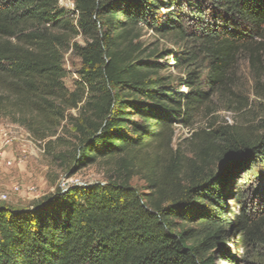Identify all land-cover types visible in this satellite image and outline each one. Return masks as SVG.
<instances>
[{"label": "trees", "instance_id": "trees-1", "mask_svg": "<svg viewBox=\"0 0 264 264\" xmlns=\"http://www.w3.org/2000/svg\"><path fill=\"white\" fill-rule=\"evenodd\" d=\"M72 1L73 10L60 0H0V115L53 137L78 109L70 176L99 163L110 172L103 183L57 189L30 208L0 205V264L229 259L231 235L241 231L246 246L261 209L242 204L231 219L239 171L255 176L251 204L264 200V120L251 132L209 125L185 140L186 152L173 142L176 126H192L228 91L240 53L257 60L264 0ZM144 29L172 49L145 47ZM68 50L82 61L73 93L64 85ZM135 177L144 191L132 186Z\"/></svg>", "mask_w": 264, "mask_h": 264}, {"label": "rangeland", "instance_id": "rangeland-1", "mask_svg": "<svg viewBox=\"0 0 264 264\" xmlns=\"http://www.w3.org/2000/svg\"><path fill=\"white\" fill-rule=\"evenodd\" d=\"M71 3L72 0H60V6L68 10L74 9ZM76 41L84 45L81 37ZM140 42L145 47L158 43L161 52L172 49L166 40L156 38L155 34L147 29L142 30ZM256 55L257 60L254 62L251 61L249 52H242L236 57L228 76V91L224 95L218 94L210 107L194 120L192 126H176L174 149L182 144L183 151H188L189 145L184 143L185 140L194 132L208 129L209 125L214 128L239 126L244 131L251 132L254 126L264 120V45ZM81 67L80 57L72 50L64 53V85L71 93L80 87L78 73ZM167 73L177 75L173 69ZM65 115L66 120L61 123L56 136L53 137H48L41 131L31 132L20 122L0 115V194L10 195L9 200L0 201V205L26 209L57 189L65 190L72 185L103 183L107 180L110 169L100 163L70 176L72 167L69 156L73 154L79 141L74 126L75 120H79L80 116L78 109L68 110ZM7 140L11 141L8 145ZM255 169L257 173L259 168ZM255 181L254 174L242 170L231 182L234 192V196L229 200L231 219H236L241 213L242 204L252 209L251 212L259 207L261 209L259 214L253 216V235L247 239V245L244 246V235L241 231L233 232L226 243L230 258L219 255L217 264H264V200L261 204H251L256 188ZM15 186L20 187V191L14 193L12 188ZM132 186L141 191L146 189V183L140 177L133 178ZM242 192L246 194V199L240 202L236 196Z\"/></svg>", "mask_w": 264, "mask_h": 264}, {"label": "built area", "instance_id": "built-area-1", "mask_svg": "<svg viewBox=\"0 0 264 264\" xmlns=\"http://www.w3.org/2000/svg\"><path fill=\"white\" fill-rule=\"evenodd\" d=\"M72 4V6H74V3H71ZM11 143V141H6V144L8 145V144H10ZM79 185V184H78ZM12 191L15 193V192H18V191H20V187H18V186H15V187H13L12 188ZM9 197H10V195H9V193H1L0 194V201H2V202H7L8 200H9Z\"/></svg>", "mask_w": 264, "mask_h": 264}, {"label": "water", "instance_id": "water-1", "mask_svg": "<svg viewBox=\"0 0 264 264\" xmlns=\"http://www.w3.org/2000/svg\"><path fill=\"white\" fill-rule=\"evenodd\" d=\"M242 162H243V160H240V161H234V162L230 163L229 165H227V166L224 168V170L222 171V173L225 172V171H227L228 169L234 167L235 165L241 164Z\"/></svg>", "mask_w": 264, "mask_h": 264}]
</instances>
